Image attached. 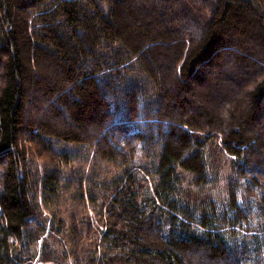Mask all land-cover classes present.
Returning <instances> with one entry per match:
<instances>
[{"label":"trees","instance_id":"1","mask_svg":"<svg viewBox=\"0 0 264 264\" xmlns=\"http://www.w3.org/2000/svg\"><path fill=\"white\" fill-rule=\"evenodd\" d=\"M256 1L215 0L198 19L177 12L179 0H0V264L37 255L19 245L40 244L48 229L27 153L54 164L42 177L50 199L60 162L72 158L58 141L92 145L122 169L85 197L96 216L51 219L56 233L69 231L74 264H264V0ZM182 21L201 33L189 38ZM103 43L136 57L157 89L146 104L138 88L126 92L129 120L101 78ZM138 118L145 124L130 121ZM216 140L236 157L248 193L262 191L257 208L240 199L236 179L225 200L196 194L210 180ZM185 173L194 196L180 185Z\"/></svg>","mask_w":264,"mask_h":264},{"label":"rangeland","instance_id":"2","mask_svg":"<svg viewBox=\"0 0 264 264\" xmlns=\"http://www.w3.org/2000/svg\"><path fill=\"white\" fill-rule=\"evenodd\" d=\"M215 0H179V5L176 7L177 12H187L191 17L205 18L208 17L211 12L210 6ZM259 7H263L260 1H256ZM109 5L107 6V8ZM181 26L185 28V33L189 38L195 37L201 33L199 25L187 24L181 22ZM1 28V27H0ZM103 43L100 45L98 52L105 53L110 56L107 60V70L101 75L105 88L109 90L108 85L111 83L112 91L109 92V97L114 104L113 108L116 109L118 118L129 120L128 108L125 101V94L131 88H138L141 96V100L146 104L150 101H156L158 98L157 89L150 80V78L142 71L138 59L136 57L118 56L122 50L120 44H111L109 48L104 49ZM104 46V47H103ZM146 99L148 101H146ZM132 123H138L140 125L145 124L143 118L138 120H130ZM58 151L66 150L71 154V160L69 163L60 162L58 166L62 170V183L59 188V192L52 198H47V193L42 185V177L47 167L54 164L49 163L44 158L37 155L35 151L28 150L27 164H29L32 170L31 182L34 184L33 191H31L32 197L40 204L41 215L43 220L47 223L48 229L45 235L39 242L29 243L28 240L20 242L19 245L26 250H32L36 252V257L32 260V263L26 260L25 264H74V258L69 254L71 249V241L69 240V231L66 229L59 233L51 229L53 225L52 218L56 216L64 217L68 223L74 219L72 214L77 211V219L81 216L97 215L96 205L87 200L96 182H101L104 179L110 180L121 174V167L115 165L111 161H107L104 158L99 157L95 152V147L92 145H74L63 141H58L54 145ZM143 150H139V157ZM207 151L209 153V171L208 175L210 180L208 183L203 184L195 188L196 194L200 199H206L208 197L218 200H225L229 195V184L232 179H236L237 190L240 194V199L243 201L247 199L249 203H252L255 208L259 206L258 196L262 193L258 190L255 194H249L247 184H243L245 181L239 179L237 173L233 168V160L236 158L234 155L229 154L223 149L220 140L212 141L208 143ZM94 180V183H93ZM2 179L0 177V192L2 190ZM247 181V180H246ZM181 187L185 192L187 189L193 190L192 175L185 173L184 180L181 182ZM93 186V187H92ZM194 190L190 195H193ZM53 195V194H50ZM84 195V196H83ZM100 200L102 198L100 197ZM107 212L105 211V214ZM98 218V216L96 217ZM253 223V222H252ZM249 224H251L249 222ZM254 224V223H253ZM243 233V232H242ZM245 233V232H244ZM243 233V234H244ZM248 233V232H247ZM45 238V239H44ZM36 248H39L38 250ZM88 248L81 249L80 253L84 255L87 253ZM65 253V257L62 254ZM31 255V254H30Z\"/></svg>","mask_w":264,"mask_h":264}]
</instances>
